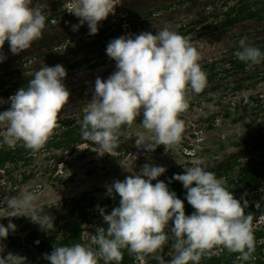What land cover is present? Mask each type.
<instances>
[{
  "label": "clouds",
  "instance_id": "1",
  "mask_svg": "<svg viewBox=\"0 0 264 264\" xmlns=\"http://www.w3.org/2000/svg\"><path fill=\"white\" fill-rule=\"evenodd\" d=\"M120 3L73 0L71 13L79 24L72 25V31L86 24L88 34L96 35L100 22L114 15ZM45 25L46 17L33 0H0V63L7 59L5 42L10 52L18 55L41 39ZM247 40H239L234 57L247 65L264 62V52ZM106 55L115 61L116 70L107 79L96 78L81 123V138L95 145L98 154H111L119 147L122 126L132 127L142 117L139 126L143 131L137 133L135 146L152 152L163 145L168 152L182 140L185 123L180 115L189 107L188 93L199 94L207 84L199 51L180 34L164 28L155 35L146 31L112 39ZM66 77L62 65L44 66L33 74L27 87L18 89L7 101L0 99V104H10L0 112V146L14 149L21 144L36 153L53 134H59L60 121L69 118L64 112L70 99ZM184 168L185 174H175L168 183L175 180L182 184L184 199L195 210L191 215L185 214L184 202L168 184L158 179L167 169L145 164L138 173L106 186L107 195L113 199L118 195L119 203L110 214L97 208L107 227L97 228L89 245L55 244L44 259L49 264H99L101 260L103 264H121L126 250L137 261L152 256L158 264H165L158 253L171 239L175 254L169 264H201L215 248L238 254L236 259L242 264L254 260V216L245 211L249 202L235 198L224 179L205 170L200 161ZM37 199L33 191L5 197L0 203L11 211L3 217H27L49 232L55 226L54 218L38 207ZM255 207L260 209L261 204ZM16 230L11 221L7 227L0 223V242ZM4 253L5 245L0 247V264H27L20 254Z\"/></svg>",
  "mask_w": 264,
  "mask_h": 264
},
{
  "label": "rangeland",
  "instance_id": "2",
  "mask_svg": "<svg viewBox=\"0 0 264 264\" xmlns=\"http://www.w3.org/2000/svg\"><path fill=\"white\" fill-rule=\"evenodd\" d=\"M235 2L121 0L115 14L99 24V31L104 30L105 33L100 35L98 31L96 35H89L86 24L78 31H72L71 26L79 24V19L71 13L73 0H33V5L46 18L60 10H67L68 15L53 18L49 26L45 25L41 39L15 57L7 53L9 47L7 43L4 44L3 53L9 56L0 63V92L14 77L33 75L41 67L60 64L67 71L64 84L70 92V99L64 112L69 118L60 121L59 134H53L39 152L25 155L26 161L6 163L0 170V201L33 191L38 197V207L56 220L83 198H92L95 207H90L88 211L91 223L84 225L82 233L84 245H89L96 229L106 228L102 217L97 214V208H104L110 214L119 203L118 195L115 199L107 195L106 186L115 180L123 181L126 176L133 175L132 172L138 173L145 164L165 167L166 173L158 179L168 186V181L175 174H185L184 167H191L196 160L205 170H214L226 158L237 155V159H233L236 165L230 175L234 184L243 172L259 170L264 164V64L249 65L245 73L238 74L231 69L230 60L233 49L239 48L238 42L243 37H247V42L252 46L259 49L263 46L264 21L250 20L227 30L215 29L213 24L224 20L228 7ZM164 28L180 34L199 51V63L207 76L206 87L199 94L188 93L189 107L180 115L185 123L181 142L170 146L168 152L163 145L152 152L137 148V133L143 131L139 122L130 129L120 130L119 147L111 154L100 155L96 152V146L88 143L76 146L72 155L65 149L48 147V143L52 145L60 141L64 131L82 123L83 120L78 117L85 114L87 104L92 99L96 78L107 79L116 70L115 61L106 55L108 43L122 35L146 31L155 35L158 29ZM188 30L191 33L182 35ZM85 58L89 59L88 68H68ZM7 70L14 72L12 78L3 77ZM211 74L216 76L209 82L208 76ZM239 85L242 89L234 90ZM9 107L8 103L0 104V112ZM240 116L244 119L234 122ZM252 137L257 141L246 144ZM24 148L18 144L14 150ZM9 149L0 146V150ZM25 176L29 178L24 179ZM223 179L228 189V179ZM174 182L172 180L170 184ZM82 206L87 210L86 202ZM10 211L0 203V223L7 227L11 221L19 231L14 235L10 233L5 241L0 242V247L5 245V255L11 252L24 256L23 247H16L24 242L26 236L20 229L25 223L30 228L40 227L27 217H3ZM58 228L61 229L59 238L72 229L71 224L65 221H61ZM173 253L171 248L166 256L171 257Z\"/></svg>",
  "mask_w": 264,
  "mask_h": 264
},
{
  "label": "trees",
  "instance_id": "3",
  "mask_svg": "<svg viewBox=\"0 0 264 264\" xmlns=\"http://www.w3.org/2000/svg\"><path fill=\"white\" fill-rule=\"evenodd\" d=\"M152 13H149L148 15H151ZM68 12L67 10H60L59 13L54 14L50 17L46 18V26H49V24L52 23V21L54 20L53 18H58L61 16H67ZM225 18L224 20L213 24L215 29H230L232 27H234L235 25L239 24V23H243L246 21H250V20H256L258 22H263L264 21V0H236L235 4L233 6H229L228 7V11L224 14ZM205 28H208L209 26H204ZM100 35L104 34L105 31H99ZM191 33V30H188L184 33H182V35H187ZM7 42H5L6 44ZM8 47V43L6 44ZM239 48H234L233 51L235 52L236 50H238ZM262 51H264V44L263 46L260 48ZM7 53L10 52V50H6ZM7 53H3L4 55L9 56ZM9 54H12L11 52ZM43 55V54H41ZM13 57H15V55H13ZM232 59L230 60V64L232 65L231 69H234L235 73H245L246 69L249 65L240 62L238 59H236L234 57V55H232ZM17 60V59H16ZM15 60V61H16ZM89 64V59H84L82 61H76L73 64L69 65L68 68H88ZM261 64H264V62H262ZM228 71V70H226ZM232 71V70H231ZM4 78H12L14 76V72L12 70L10 71H6L4 74H2ZM216 75L215 74H211L208 76V81L211 82L214 77ZM33 75L32 74H28L26 76H20V77H16V78H12L11 81L6 84L4 86V88L2 89V91L0 92V99L6 100L8 99L10 96L14 95L15 92L22 88V87H27L28 81L30 79H32ZM249 79L252 78V76H248ZM242 89L241 85L237 86L236 88H234V90H240ZM83 115H80L78 117L79 120H83ZM142 119V117L137 118L136 121H134V124L132 127H134L136 124H138L140 122V120ZM243 116H240L239 118H237L236 120H234V122L237 121H241L243 120ZM70 122H68L69 124ZM132 127H127V126H122L121 130H127L130 129ZM84 143H88L91 146H94L93 144L89 143L86 140H83L81 138V124H78L77 126H75L74 128H70L67 129L66 131L63 132V134L61 135V139L60 141L54 143L51 145V143H48V147L52 148H56V149H65L66 152L70 155H72L74 153V148L78 145H82ZM28 153H32L30 150L24 148V149H20V150H0V169H2L6 163L8 164H15L18 161H22L25 160L24 156ZM173 170V169H172ZM223 173H219L218 177H222ZM29 176H25L24 179H28ZM169 189L170 191H173L177 194V197L180 198L186 205H185V214L186 215H191L195 210L192 208L191 205L188 204V202L184 199L185 194H186V190L183 188L182 184L179 181H176L172 184H169ZM231 192H233V194H237L235 196V198H237L238 200L242 199V194L243 192L240 190H232ZM86 201L90 202V205H94V200L92 198H86ZM80 203H77V208L80 207ZM107 212V210H106ZM75 213V210H72L68 213L65 214V217H71L73 214ZM82 223H84V216L80 217V220L78 222H75L74 226V234L71 235L68 238H65L63 241L61 242H57L55 243L57 246H61V245H71V244H76V243H81V234H82ZM37 237V234H35L33 236V238L35 239ZM52 243V242H51ZM171 244L172 241L171 239L169 240V242L164 246V251H167L169 249H171ZM49 247L48 244H42L40 245V255L42 257H44L45 254H50L51 252H45L44 250L45 248ZM95 247V246H94ZM135 260L134 255H129L128 252L126 250H124V255H123V260L121 262V264H130L131 262H133ZM30 264H34L35 263V259L31 258L29 261Z\"/></svg>",
  "mask_w": 264,
  "mask_h": 264
},
{
  "label": "flooded vegetation",
  "instance_id": "4",
  "mask_svg": "<svg viewBox=\"0 0 264 264\" xmlns=\"http://www.w3.org/2000/svg\"><path fill=\"white\" fill-rule=\"evenodd\" d=\"M237 122H240V121H237ZM256 141H257L256 138L252 137L245 143L249 144L250 142L254 143ZM242 151L243 150H241V152ZM31 154L33 153H28L26 155H31ZM24 157L26 158V156ZM233 159L234 160L237 159V155H233L231 157L226 158L223 161V163L219 164L217 168H215L214 170L210 169L207 171L214 172L217 178H221V177H218V174L223 173L222 178H225V180L228 179V182L230 184V186L228 187L229 191L240 190L243 192L242 198L243 199L246 198V200L249 202V206L247 209H245V211L246 213H252L254 216L252 228H253V232H254V236L256 240V251L254 253L256 261L254 263H251L250 261L243 262V264H264V164L263 163L261 164V167L259 170L250 169V172H243L242 176L237 181L236 183L237 185H236L231 181L232 178L230 176L232 174V170L234 169V166L236 165V162L233 161ZM23 161H26V160H23ZM236 195L237 194H234V196ZM85 199L86 198H83L82 200L77 202L81 204L79 208L76 207L77 203H75V205L72 206L71 208L69 209L66 208L67 210L63 212L60 218L56 220L54 219L55 226L49 232H45L37 228L35 229L30 228L28 224L26 223L24 224V226L20 229L21 231H24L26 234L24 238V242H22L21 245H18L16 247L18 248L23 247L22 254L27 258V264H30L29 261L31 258L35 259L34 264H49V262L40 255V248H39L40 245L48 244L49 247L45 248L44 253L51 252L54 248L55 243L61 242L65 238H68L74 234V229H75L74 224L75 222H78L80 220L81 216H84V223H82V226H81L82 233L84 232V225L91 223V219L88 217V211L91 208L95 207L94 206L95 202H94V205H90V202L86 201ZM252 200L256 202H251ZM84 202L87 203V206H88L87 210H85V208H83L82 206V203ZM256 203L261 204L260 209H257L255 207ZM62 206L64 207L65 204L63 203ZM72 210H75V213L71 217H65V214ZM97 214H99V212H97ZM61 221L70 223L72 229L70 232L65 233L63 236L60 235L61 237L59 238L58 232L61 229L58 228V225H60ZM18 231L19 229H17L14 233H11V235L16 234ZM35 234H37V237L34 239L33 236ZM82 238L83 237L81 234L80 240H81L82 245H84L86 243L82 240ZM36 241H39V243L37 244ZM237 255L238 254L229 253L228 251L224 250L222 255L220 254L218 256V255L209 254L206 257L202 258L201 264H242V262L236 259Z\"/></svg>",
  "mask_w": 264,
  "mask_h": 264
},
{
  "label": "built area",
  "instance_id": "5",
  "mask_svg": "<svg viewBox=\"0 0 264 264\" xmlns=\"http://www.w3.org/2000/svg\"><path fill=\"white\" fill-rule=\"evenodd\" d=\"M249 196H250V195H249ZM249 196H248V197H249ZM245 199H246V198H245ZM251 202H256V201L252 200ZM95 233H96V231H95ZM91 237H93V236H91ZM166 244H167V243H166ZM169 250H170V249H169ZM169 250L164 251V247H163L162 251L158 253V255H160V256L163 258L165 264H169V261L171 260V258H172V257L174 256V254H175V253H173V255H171V257L166 256V254H167V252H169ZM223 252H224L223 249L216 248L215 250L210 251L209 254H211V255H218V256H219L220 254L222 255ZM255 261H256L255 259H254V260H250L251 263H254ZM99 264H103V261L101 260V261L99 262ZM130 264H158V262H157L152 256H147V257H145V259H144L143 262L137 261V260L135 259V260H134L133 262H131Z\"/></svg>",
  "mask_w": 264,
  "mask_h": 264
}]
</instances>
